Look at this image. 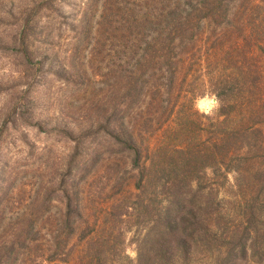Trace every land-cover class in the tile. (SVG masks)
<instances>
[{
    "label": "trees",
    "instance_id": "obj_1",
    "mask_svg": "<svg viewBox=\"0 0 264 264\" xmlns=\"http://www.w3.org/2000/svg\"><path fill=\"white\" fill-rule=\"evenodd\" d=\"M100 1L91 0L92 8ZM103 1L97 28L88 23L77 37L92 39L99 28L109 45L122 48L125 63L107 90L104 154L129 164L100 175L122 185L110 207L102 201L105 188L89 199L83 187L99 176L98 162L78 169L73 197L62 200L64 228L51 235L46 261H122V194L142 201L137 216L152 208L136 264H155L146 254L157 264L263 261L264 0ZM213 94L221 101L214 118L195 108ZM102 155L95 145L85 164ZM232 174L235 191L219 199ZM231 201L240 215L229 220L221 203Z\"/></svg>",
    "mask_w": 264,
    "mask_h": 264
},
{
    "label": "rangeland",
    "instance_id": "obj_2",
    "mask_svg": "<svg viewBox=\"0 0 264 264\" xmlns=\"http://www.w3.org/2000/svg\"><path fill=\"white\" fill-rule=\"evenodd\" d=\"M103 2L92 8L91 0H0V264H53L46 261L54 245L51 235L64 228L62 200L73 197L78 169L98 164L99 176L92 174L83 183L89 199L105 188L102 201L110 207L122 190L114 179L100 175L118 168L113 164H129L104 154L108 140L103 129L110 75L125 58L99 28L92 39L77 37L88 23L97 28ZM131 114L143 119L134 110ZM97 144L103 155L85 164ZM79 145L82 156L77 157ZM234 183L232 174L219 199L231 198ZM142 197L149 206L151 197ZM120 200L127 216L121 224L122 261L115 264H136L139 242L152 225V208L137 216L142 201L130 194ZM229 203L221 207H228L230 220L240 214L238 203ZM144 259L157 264L149 254Z\"/></svg>",
    "mask_w": 264,
    "mask_h": 264
},
{
    "label": "clouds",
    "instance_id": "obj_3",
    "mask_svg": "<svg viewBox=\"0 0 264 264\" xmlns=\"http://www.w3.org/2000/svg\"><path fill=\"white\" fill-rule=\"evenodd\" d=\"M221 105V101L216 95L208 96L206 95L203 99L199 100L197 103V108L208 116L215 117Z\"/></svg>",
    "mask_w": 264,
    "mask_h": 264
}]
</instances>
